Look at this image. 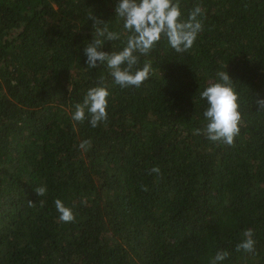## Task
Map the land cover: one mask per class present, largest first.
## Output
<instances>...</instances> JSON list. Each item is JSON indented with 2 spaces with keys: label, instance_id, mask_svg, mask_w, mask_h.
<instances>
[{
  "label": "trees",
  "instance_id": "1",
  "mask_svg": "<svg viewBox=\"0 0 264 264\" xmlns=\"http://www.w3.org/2000/svg\"><path fill=\"white\" fill-rule=\"evenodd\" d=\"M196 4L192 48L162 39L140 58L148 78L121 89L83 56L88 15L110 19L111 0H0V264H209L217 251L264 264V0H181L185 17ZM224 65L241 113L232 145L197 131L199 91ZM101 78L107 121L73 122ZM57 198L74 221L58 220ZM246 229L255 254L236 250Z\"/></svg>",
  "mask_w": 264,
  "mask_h": 264
},
{
  "label": "clouds",
  "instance_id": "2",
  "mask_svg": "<svg viewBox=\"0 0 264 264\" xmlns=\"http://www.w3.org/2000/svg\"><path fill=\"white\" fill-rule=\"evenodd\" d=\"M111 12L108 20L103 18V12L89 13L87 20L91 21V39L85 40L87 42L83 46L84 64L89 69L103 65L111 83L121 89L139 87L148 78L151 64L141 63L140 58L149 54L162 39L176 53H184L192 48L203 29L201 6L196 4L185 17L181 0H111ZM113 20L121 25L119 30ZM112 41H119V46L106 50L105 44ZM225 69L226 65L217 69L210 82L199 91V98L204 101L205 107L202 112L203 126L197 131L211 142L232 145L239 133L241 113L234 81ZM109 96V87L101 78V83L89 87L82 98L72 105L71 120L78 123L87 120L92 128L107 121ZM255 104L264 110V97L257 96ZM88 144L89 141L85 140L79 147L86 149ZM159 172L158 166L150 169V173ZM46 191L44 185L35 188L39 197H43ZM54 205L59 221H74L71 207L59 198ZM236 250L255 254L251 229L243 232V239L236 245ZM227 255L226 251H217L209 264H222Z\"/></svg>",
  "mask_w": 264,
  "mask_h": 264
}]
</instances>
